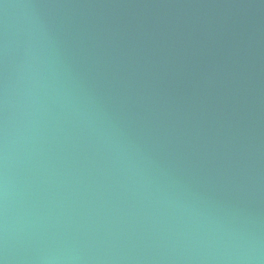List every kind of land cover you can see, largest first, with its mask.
I'll return each instance as SVG.
<instances>
[{
    "label": "water",
    "instance_id": "water-1",
    "mask_svg": "<svg viewBox=\"0 0 264 264\" xmlns=\"http://www.w3.org/2000/svg\"><path fill=\"white\" fill-rule=\"evenodd\" d=\"M0 264H264V0H0Z\"/></svg>",
    "mask_w": 264,
    "mask_h": 264
}]
</instances>
